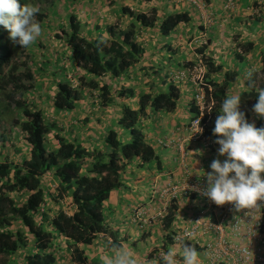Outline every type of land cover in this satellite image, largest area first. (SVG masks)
I'll use <instances>...</instances> for the list:
<instances>
[{"label": "trees", "instance_id": "obj_1", "mask_svg": "<svg viewBox=\"0 0 264 264\" xmlns=\"http://www.w3.org/2000/svg\"><path fill=\"white\" fill-rule=\"evenodd\" d=\"M61 1L65 9L74 6L72 0H19V3L32 4L39 9L35 19L44 34L46 29L53 28L54 21H60L54 6ZM68 2L71 3L67 5ZM120 11L131 16L133 21L117 33L116 28L110 26L107 37H91L82 33L75 21V13L66 15L65 26L59 22L61 33L55 35L61 42L60 48L43 54L45 59L41 66H36V52L44 48L40 39L22 47L10 40L8 30L0 26V264H13L18 253L24 254L22 264H57L58 259L65 257L62 250L69 253L71 263L88 264L86 246L99 233L117 238L108 226L104 203L112 191L124 185L122 173L126 160L158 161L154 147L139 127V121L156 111L175 110L180 97L177 84L180 83L172 80L166 91L142 92L139 109L124 106L118 121L120 127L129 131L132 139L123 142L120 130L111 128L104 140L107 148L91 152L65 137H60L57 146L52 147L47 134L53 125L45 120L42 109L35 106L32 98L36 91L33 87V70L36 69L39 75L48 73V80L54 85L50 98L55 111L74 110L85 94L93 92L98 106L107 107L114 96L111 87L102 80L104 76L108 74L118 78L125 75L144 53L136 38L137 27L157 24L160 33L164 34L173 30L180 21L189 20L187 12L170 14L158 22L155 9L150 10V17L143 13L135 14L128 7ZM198 52L203 53L201 50ZM22 54L26 59L23 65H19L15 60ZM204 59L207 67L204 80L211 88L207 92L212 96L213 107L210 118L204 121L203 135L215 141L212 129L238 72L226 70L219 78L212 79L211 73L221 72L223 65L207 54H204ZM68 60L74 70L78 68L84 72L77 81L68 75ZM59 69L63 70L64 76L60 77ZM247 85V89L239 92L240 111L245 113L249 123V118L255 116L256 127H264V118L252 112L257 102V89L264 88V55L259 70L248 78ZM117 95L134 97L137 93L132 87H122ZM247 100L252 102L246 103ZM190 111L194 113L193 117L197 115L194 101ZM8 130L19 131L18 141L12 140ZM47 176L51 178L49 183L45 181ZM56 206L57 210L54 209ZM176 209L177 204L173 201L163 219L167 227L175 222ZM261 229L264 230V209ZM193 247L197 248L196 245Z\"/></svg>", "mask_w": 264, "mask_h": 264}, {"label": "crops", "instance_id": "obj_2", "mask_svg": "<svg viewBox=\"0 0 264 264\" xmlns=\"http://www.w3.org/2000/svg\"><path fill=\"white\" fill-rule=\"evenodd\" d=\"M136 3V8H140V12L148 17L152 15L150 10L155 9L158 22L170 14L182 12H187L189 20L180 21L173 30L164 34L160 33L157 24L137 27L139 32L136 38L144 49L140 61L129 67L123 76L112 78L106 74L102 79L111 87L113 102L101 108L93 92L85 94L74 110L61 111L60 114L68 119L65 125L71 131H62L64 135H55V138L52 135L51 139L47 137L52 147L57 146L60 137H65L80 143L89 152L106 149L104 140L111 128L120 130L122 141L129 142L132 135L118 123L123 107L127 105L139 109L142 92L166 91L172 82L171 74L185 61H193L199 50L223 65L221 72L211 73L212 79L219 78L226 70L238 72L237 80L232 81L228 89L229 94H239L247 89L248 78L259 70L264 55V0H205L200 9L184 0H136ZM120 13L125 21L121 24L128 22L130 17ZM87 23L84 20V24ZM103 27L89 26L84 34L101 36L97 34H102ZM68 70L71 77L76 72L69 60ZM177 86L180 97L175 110L156 111L149 117L140 118L139 127L145 139L154 147L158 161H142L140 158L126 160L122 173L124 185L112 191L104 203L108 226L117 238L108 233H99L86 246L88 264H108L118 247L132 249L137 254L139 264H155V260H160L162 251L171 248L180 253L185 245L197 246L202 264H223L213 260L210 252L204 248L207 243H216L220 236L234 246L248 244L254 254H264V230L259 225L264 209L262 201H257L260 210L242 209L237 212L233 204L227 203L220 208L202 194L208 185L207 173L212 171V161L219 159L223 162L226 157L218 155L219 145H207L204 140L191 135L188 124L194 116L190 108L195 86L189 80ZM122 87H132L137 95L118 96L117 91ZM42 103L46 104L45 101ZM52 110L55 111L53 107ZM77 110L83 115L74 117ZM249 119L256 126L255 116ZM75 128H80L81 135H68L69 132L75 134ZM87 161L90 163L89 159ZM261 176L264 177V173ZM172 184L182 187L183 191L174 201L177 204L175 222L167 227L164 218L157 216L162 204L159 192ZM185 188L190 189L189 192H184ZM197 215L202 220L196 238L198 244L189 239L188 244L186 241L175 242L173 233L185 228L190 219ZM236 222L238 227L234 229ZM217 223H222L221 230L210 227ZM62 253H65V257L58 259L57 264H73L68 259L69 253L66 250H62ZM15 256L13 264H22L24 254ZM177 259H180L179 255ZM160 264L163 262L160 261Z\"/></svg>", "mask_w": 264, "mask_h": 264}, {"label": "clouds", "instance_id": "obj_3", "mask_svg": "<svg viewBox=\"0 0 264 264\" xmlns=\"http://www.w3.org/2000/svg\"><path fill=\"white\" fill-rule=\"evenodd\" d=\"M39 9L19 0H0V26L9 32V39L22 47H28L42 34L35 19ZM252 112L264 118V88L257 89ZM241 95L229 94L221 104V114L212 129L218 155L223 162L212 161L207 173L208 185L202 193L216 205L233 204L235 210L259 209L257 201H264V127L249 123L240 111ZM202 129L200 128V131ZM204 174V173H203ZM179 255L180 259H177ZM155 264H202L195 247L185 245L180 253L175 249L162 251ZM108 264H139L137 254L128 247H118Z\"/></svg>", "mask_w": 264, "mask_h": 264}, {"label": "rangeland", "instance_id": "obj_4", "mask_svg": "<svg viewBox=\"0 0 264 264\" xmlns=\"http://www.w3.org/2000/svg\"><path fill=\"white\" fill-rule=\"evenodd\" d=\"M72 1L74 2V6H72V5L70 7L68 6V9H65L63 7L64 4L62 6V4H61L62 1L55 4L54 9L57 10L56 13H58L60 15V21H54L53 22V28L52 29L50 28L49 30L46 29V32L44 34L42 32L41 36L37 38L43 42L44 48H41L37 52L34 50L37 54L36 66H41V61L45 59L43 54L45 55V53H48L52 49L54 50V49L60 48L59 45H61V42L58 40V36H55V35H60L61 28L59 25L61 23L59 24V22H63V24L65 26L66 15H69L70 13H75V16H76L75 21L79 24L80 31L82 33H86L87 32L86 29L89 26H93V28H97V27L100 28L101 26H104L103 27L104 29L101 28L102 34H97V35H101L103 37H107L109 35V29H110L109 27L110 26H112V27L114 26L116 28V33H117L118 31L124 30L125 28H127L128 25L133 21V18L131 16H129L130 17L129 21L124 23V24H121L122 22H125L124 20L121 19L120 15H119V11L121 10V8L128 7L135 14H137V13H143L144 14V12H140V10H139L140 8L139 9L136 8V6H137V5H135V4H137L136 0H72ZM86 2H87V4H86ZM144 2H146V0H144ZM70 3L71 2H68L67 5ZM52 15H54V14H52ZM123 15H125V14H122V16ZM50 17H53V16H50ZM84 20L88 21L87 25L84 24ZM119 24L122 25L121 26L122 28L120 27V29L118 28ZM94 31L96 33V30H94ZM92 33H93V30H92ZM93 36L94 35H92V37ZM204 54L206 55V53H204ZM25 59L26 58L22 54L21 56H18L15 61L19 65H23V61ZM191 61L192 60H187L184 62V64H188ZM21 67L23 68V66H21ZM182 68H184V67H180L177 70H181ZM33 71H34V73H33L34 78L33 79L35 80V82H33V84H34L33 87L36 90L35 94H33V97H32L34 99V104L37 107L42 106L44 108L42 110V112H43L45 120L47 122H49L51 125H53V128L47 134L48 135L47 137H48V139H51L50 135H52L53 138H55V135H64V133L62 131H65V130L71 131V128L70 127L68 128L65 125V122L68 120L66 117H64L62 114H60V112H55L52 110L53 106H52V101H51L50 97L54 93V90H53L54 85L51 82L49 83V81L47 79L49 74L46 73L47 72L46 71L45 72L46 74L39 75V73L36 72V69ZM59 73H60L59 74L60 77L64 76L62 69H59ZM82 75H84V72L82 70L76 68V72L74 73V75H72V78L74 81H77V78L82 76ZM42 79H45V80H43L44 82H41ZM46 81H48V82H46ZM39 94H41L40 97H39ZM42 94H45V95H42ZM42 101H45L46 104H43ZM75 113H77V115H74V117H79V116L83 115L79 110H77ZM82 119H85V118H82ZM80 131H81L80 128H78V129H76L75 134H71L69 132L68 135H81ZM8 135H11L10 137H13V139H12L13 141H18L17 139H18V136L20 135V133H19V131L8 130ZM1 144L2 143H0V145ZM50 180H51V178L48 176L45 178V181H47V183H49ZM62 206H63V208L67 207L65 205H62ZM57 208H58V206L54 207L55 210H57Z\"/></svg>", "mask_w": 264, "mask_h": 264}, {"label": "built area", "instance_id": "obj_5", "mask_svg": "<svg viewBox=\"0 0 264 264\" xmlns=\"http://www.w3.org/2000/svg\"><path fill=\"white\" fill-rule=\"evenodd\" d=\"M184 1L196 6L199 9L204 4V0ZM196 41H199V37L196 39ZM194 56L195 58L193 61L189 62L187 65L184 64V68L181 70H176L174 73H172L173 76L171 75V77L176 83H182L184 80H189L194 84V103L198 112L197 115L190 120L188 129L191 131V135L193 137L204 140L207 145H214V140L211 137L203 135V127L205 124L204 121H207L210 118L211 109L213 107L212 96L207 92V89L208 91H211V88L204 80L207 67L203 53H195ZM200 128L202 129V132H199ZM204 183H206V181ZM189 190L190 189L185 188L184 192L187 193ZM205 190L206 188L203 190V192ZM182 191V187L173 184L161 189L159 192V197L161 198L162 204L160 210L157 212V216H159L161 219L164 218L168 213L171 203L176 200L177 196L180 195ZM262 203L264 204V201H262ZM213 204L216 205L215 203ZM225 205H227V203L216 206L221 208ZM200 225H202L201 216L197 215L192 217L189 224L185 228L177 230L173 233V240L177 243H183L185 241L187 242L189 239L195 242V244H198L196 238ZM259 225L261 227V221L259 222ZM210 227H214L216 230H221L223 225L222 223H217L211 224ZM237 227L238 223L236 222L233 224V228L237 229ZM262 237H264V234ZM204 248L210 252V257L213 260L223 264H264V254H254L248 244L244 246H234L231 243L226 242L224 237L221 236L216 243H207L204 245Z\"/></svg>", "mask_w": 264, "mask_h": 264}]
</instances>
